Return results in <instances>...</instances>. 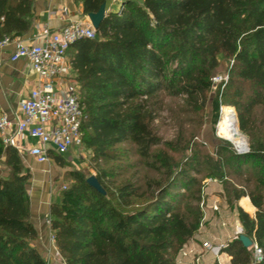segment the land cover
Returning <instances> with one entry per match:
<instances>
[{"label": "trees", "instance_id": "16d2710c", "mask_svg": "<svg viewBox=\"0 0 264 264\" xmlns=\"http://www.w3.org/2000/svg\"><path fill=\"white\" fill-rule=\"evenodd\" d=\"M108 1L73 0L86 18ZM139 1L123 0L122 8L106 14L97 40L77 41L67 52L84 114L83 148L92 154L105 194L88 185L90 177L68 174L71 183L48 215L58 254L64 264H177L203 221L196 177L206 174L204 180L223 182L229 201L248 198L255 209V230L247 234L261 260L239 239L223 253L231 264H264V119L257 124L251 117L264 112V0ZM34 3L0 0V40L31 32ZM221 59L232 65L229 80L216 90L212 124L218 125L223 106L232 107L249 151L240 154L221 140L210 154L203 143L187 144L181 135L165 142L153 127L163 96L204 111ZM124 144L137 150L139 167L164 169V181L152 183L138 170L130 174L132 165L126 166L128 177L116 181L123 174L116 149ZM182 145L191 154L182 162L162 150ZM50 159L64 167L63 156ZM30 180L19 152L0 140V264H47L33 246L38 233Z\"/></svg>", "mask_w": 264, "mask_h": 264}, {"label": "rangeland", "instance_id": "374dc122", "mask_svg": "<svg viewBox=\"0 0 264 264\" xmlns=\"http://www.w3.org/2000/svg\"><path fill=\"white\" fill-rule=\"evenodd\" d=\"M119 1L123 0H116L115 3H119ZM131 1H135L136 3L140 2L139 0ZM115 11H117V9ZM231 65L232 64L228 63L226 60L221 59L220 67L214 72L213 76V78L220 79L221 81L217 84H213V88L208 94V102L202 112L189 109L182 98H170L163 96V108L161 111L155 113V121L153 123V127L157 135L168 143H174L177 135H181L187 144L189 140L198 144L203 143V145L206 146L205 150L210 154H214V148L216 145L219 144L221 140L226 139L219 134L218 130L222 116V108H224V106L221 108L219 123L216 127H214L212 124V102L215 99L216 90L229 80L228 71L231 68ZM229 108L233 110L237 118L235 110L232 107ZM251 117L256 119L252 120V123L258 124V121L264 119V112L256 110ZM238 130L240 131L239 124ZM240 134L246 141V146L249 150L247 136L241 131ZM189 146H191V144H189ZM116 150H119L121 153L120 160L122 163L120 164L123 168V174L115 179L116 181H121L128 177L129 172L126 170V166L128 165L134 166L129 168L130 174L138 170L140 174L146 175L147 179L152 183L164 181V169H160V171H158L151 168L147 169L144 166L139 167L140 159L137 155V150L130 144L118 146ZM162 150L175 162H182L185 158H188L191 155L188 145H182L177 149H167L166 147H163ZM91 158L92 154L90 151H87L84 148H78L71 155L63 156V168L58 167L56 163L50 159V161L42 169H40L38 173H36L37 176H34L36 179L35 183H31L33 187L36 186L40 189L43 188V190L47 187V190H49L52 194L51 196H53L51 199L52 202L55 199L54 197L58 196L63 189L70 185L71 179L68 177L70 172L78 171L87 177H95V166L92 165ZM156 166L157 168H161L160 164H157ZM205 175L202 174L196 177L199 181H201L202 186L203 203L201 204V209L203 212V221L198 233L192 241L198 239V242L201 243L202 252L204 250L205 253L211 254L215 259L214 264H220L218 261L220 257H222L223 260H227L226 256L231 259L229 255L223 253L229 244L236 241L239 235H246L247 237H250L247 234L248 215H245L243 210L238 207V205L241 204V200L232 202L229 201V197L226 194L222 181L212 178L204 180ZM32 180L33 176L31 175V181ZM29 183L30 181L27 185H29ZM153 191H155L154 188ZM215 209L217 211H215ZM251 216L255 224V216ZM47 223L49 224L48 217ZM49 237H51V233ZM192 241L185 245L179 252L176 259L177 264H190L193 261L195 254H201L202 264H204V260L202 258L203 253L195 251L192 245H190ZM206 243L210 244L214 248L222 249L218 257H216L213 252L205 250ZM252 250L255 252V248H252ZM39 252L42 254L47 264H64V261L58 254L55 243L51 242V238L48 240L47 246L39 250ZM184 253H186L187 256H183ZM222 264L224 263L222 262Z\"/></svg>", "mask_w": 264, "mask_h": 264}, {"label": "built area", "instance_id": "2783aa9c", "mask_svg": "<svg viewBox=\"0 0 264 264\" xmlns=\"http://www.w3.org/2000/svg\"><path fill=\"white\" fill-rule=\"evenodd\" d=\"M97 38L95 29L86 19L72 22L55 32H46L39 44L16 45L11 61L28 60L38 81L28 98L19 104L21 118L0 116V140L4 146L13 147L32 158L39 166L47 164L52 154L62 157L83 148L81 129L84 114L67 52L77 41ZM11 43L7 38L0 40V50ZM219 81L212 79L213 84ZM24 136L34 142L28 149H23L15 142L16 138ZM50 238L54 243L52 235ZM205 250L213 252L216 257L222 251L208 243L205 244ZM255 255L257 261H260L261 251L257 247ZM190 264H202L201 254H195Z\"/></svg>", "mask_w": 264, "mask_h": 264}, {"label": "crops", "instance_id": "0c3cea01", "mask_svg": "<svg viewBox=\"0 0 264 264\" xmlns=\"http://www.w3.org/2000/svg\"><path fill=\"white\" fill-rule=\"evenodd\" d=\"M122 2L115 3L114 0H109L106 3L107 13L118 10ZM34 13L37 20L34 22L31 32L22 38L15 39L10 46L0 50V116L5 115L10 119L22 117L19 112V104L28 98L30 91L38 81L28 60L11 61L16 45L18 43L25 45L39 44L46 32H55L72 22L85 21L87 19L82 14L81 6L75 5L73 0H35ZM15 142H18L23 149H28L34 145V142L25 136L16 138ZM19 154L26 168L30 170V174L33 176V180H30L29 185H27V190L30 196L31 222L38 233V239L34 243V247L41 250L47 246V242L50 239L47 217L53 196H51L52 194L47 190V187L43 190V188L40 189L35 185L33 187L32 183H35L36 179L34 176H37L36 173L46 164L39 166L32 158L20 151ZM240 202L241 204L238 207L243 210L245 215L251 214L255 216V209L248 198L241 199ZM254 230L255 228L252 232ZM190 245L195 251L203 253L204 264H214L215 259L213 256L205 253L204 250L202 252L201 243L198 242V239L192 241ZM226 257L227 260H223L220 257L218 259L219 263L231 264V259L228 256Z\"/></svg>", "mask_w": 264, "mask_h": 264}, {"label": "water", "instance_id": "95a60500", "mask_svg": "<svg viewBox=\"0 0 264 264\" xmlns=\"http://www.w3.org/2000/svg\"><path fill=\"white\" fill-rule=\"evenodd\" d=\"M107 14L106 11V4H103L99 11L95 14H89L87 16L89 22L91 23V25L93 26V28L95 29V31H98L100 28L101 23L103 22L105 16ZM242 144L243 147H239L237 146L233 141L226 139V141L232 143L235 146V149L240 153V154H245L247 153L249 150L247 149L246 146V141L242 138ZM244 142V143H243ZM87 183L89 186H91L92 188H94L96 191H98L100 194H105L103 189L101 188L99 182L97 181V179L95 177H90L87 180ZM239 241L241 242V244L243 245L244 248L249 249V248H255V243L254 241L250 238L247 237L246 235H239L238 237Z\"/></svg>", "mask_w": 264, "mask_h": 264}, {"label": "bare ground", "instance_id": "6f19581e", "mask_svg": "<svg viewBox=\"0 0 264 264\" xmlns=\"http://www.w3.org/2000/svg\"><path fill=\"white\" fill-rule=\"evenodd\" d=\"M218 130L219 134H221L225 139L233 141L237 146L241 148L243 147V145H241L243 140L240 131L238 130L237 118L231 108H222V116ZM247 225L248 231H251L255 228L251 214H248Z\"/></svg>", "mask_w": 264, "mask_h": 264}]
</instances>
